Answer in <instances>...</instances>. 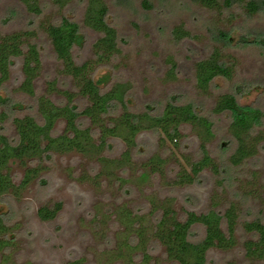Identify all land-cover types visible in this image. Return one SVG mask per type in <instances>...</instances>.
Instances as JSON below:
<instances>
[{
    "label": "rangeland",
    "instance_id": "1",
    "mask_svg": "<svg viewBox=\"0 0 264 264\" xmlns=\"http://www.w3.org/2000/svg\"><path fill=\"white\" fill-rule=\"evenodd\" d=\"M87 1L74 0L61 10L52 0H41L43 12L34 16L26 11L21 0H0V34L30 29L37 32L33 42L38 45L42 60L36 80L37 97L46 93L51 81H56L59 89L75 92L71 80L61 73V64L48 37L40 30L42 22L57 23L63 16L74 19L85 35L83 47L74 50L76 61L94 58L92 45L100 34L83 24ZM104 1L109 9L108 22L118 33L119 52L109 65L96 72L97 78L108 80L109 86L116 82L129 84L127 104L134 113L147 111L159 115L169 101L192 103L199 114L213 123L215 138L208 144V151L220 163L223 174L216 177L206 170L192 184H174L181 170L190 172L189 164L202 156L200 139L191 125L182 127V137L176 142L155 131L142 132L129 165L115 162L122 160L127 150L118 138L111 139L102 154L114 162L111 165L99 162L94 155L74 151L26 164L11 162L9 171L17 186L27 169L39 167L40 172L24 189L17 190V197L8 194L0 204V209L6 211V223L16 235L14 245L6 252L10 255L9 264H70L76 260H81V264H144L141 249L129 251L122 246L135 237V230L143 227L151 241L152 263L176 264L152 237L159 213L153 211L161 204L170 206L184 220L186 212H207L214 201L220 203L222 210L236 203L241 209V221L255 218L264 221V145L257 156L240 167H232L229 157L236 148L228 131L232 116L212 113L223 94L235 95L242 107L264 111V10L249 15L245 3L213 10L200 0ZM180 26L189 35L177 40L173 31ZM215 48H221L222 58L232 67L233 76L216 78L209 91L203 93L196 86L195 65L207 59ZM170 60L177 64L175 78L168 76ZM22 80V61L18 59L2 91L25 107L14 111L12 117L29 114L40 121L37 97L30 98L18 90ZM106 84L107 81L102 85ZM50 97L57 104L65 101L57 94ZM78 105L82 108L86 102L79 100ZM121 112L118 109L112 115ZM55 128L56 133H61L65 126L57 123ZM0 133L11 142L16 140L11 120ZM154 156L164 161L161 172H153L148 165ZM221 181L223 187L219 185ZM57 203L62 207L56 218L49 221L39 218L41 207ZM125 211L143 221L125 228L121 221ZM237 236L239 245L234 250H211L207 264H260L245 259L243 243L252 235L239 229ZM203 237L204 228L195 226L190 239L198 242Z\"/></svg>",
    "mask_w": 264,
    "mask_h": 264
},
{
    "label": "trees",
    "instance_id": "2",
    "mask_svg": "<svg viewBox=\"0 0 264 264\" xmlns=\"http://www.w3.org/2000/svg\"><path fill=\"white\" fill-rule=\"evenodd\" d=\"M26 11L34 16L43 12L41 0H21ZM74 0H52L59 9H65ZM201 4L209 9H228L234 5L245 3L249 15H256L264 10V0H200ZM109 9L104 0H88L83 17L86 28L99 33L100 37L92 45L94 58L78 63L74 50L83 47L85 35L81 33L78 22L63 16L57 23L45 21L40 25L48 37L52 49L61 64V73L69 78L75 92L59 89L56 81L48 83L44 95L37 97L36 80L40 75L42 60L38 45L33 41L37 37L35 30H21L8 34H0V130L11 120L16 133V140H11L0 133V204L3 199L12 194L18 196L17 190L24 189L32 179L37 178L39 167L27 169L21 183L17 186L12 181L9 164L20 161L23 164L34 161H43L54 154L78 152L86 156H96L99 162L114 163L103 157V152L110 144V140L118 138L127 147L122 160L117 164H131L132 154L138 145L137 138L144 131L160 133L169 141H177L182 137L183 126L191 125L200 139L201 158L189 164L187 170L178 174L177 184H192L206 170L214 176L220 177L223 168L214 160L208 144L215 138L213 123L210 118L199 114L192 103L176 104L167 102L162 113L153 115L150 112L134 113L127 104V96L131 90L129 84L116 82L112 86L103 78H97V71L110 64L119 52V37L115 28L108 22ZM173 35L177 40L188 37V33L180 26L174 29ZM225 37L224 33H221ZM221 48H215L207 59L200 60L195 65V82L197 88L207 93L216 78L231 79L232 67L228 66L221 55ZM22 61L23 80L19 91L30 98H36L37 112L41 118L38 121L34 116L26 114L12 117L14 111L24 110V106L13 101L12 97L2 93L6 82L11 77V70L16 60ZM169 78L177 75V64L170 60ZM57 94L65 99L64 103L57 104L51 95ZM85 101L82 108L78 101ZM122 110L118 116H113L115 110ZM214 115L229 113L232 116L228 131L234 140L236 148L229 157L232 167H240L249 159L257 156L264 145V111L259 108L242 107L233 94L221 95L214 108ZM63 123L65 128L56 133V124ZM98 136L97 139L95 136ZM163 159L154 156L148 161L153 172H161ZM223 182H219L222 185ZM220 203L214 201L212 207L204 213L186 212V218L181 220L176 212L163 204L154 209L156 215L152 229V237L164 247L169 260L176 264H207L211 250L232 251L239 245L237 233L239 229L253 238L243 243L245 259L251 263L264 264V221L255 218L241 221V209L238 204L232 203L224 210L219 208ZM62 204L52 207L44 206L38 211L43 221L57 217ZM6 211L0 209V264H9L10 255L7 250L15 243L16 235L10 230L5 221ZM154 215V214H153ZM121 221L127 226L140 225L143 218L136 217L132 212H123ZM204 228V237L198 242L190 239L191 231L195 226ZM135 237H131L122 244L129 251L142 250V262L153 264L150 255V240L147 230H135ZM132 233V232H131ZM133 236V235H132ZM138 241L137 244H134ZM5 252V253H4ZM70 264H81L76 260ZM227 264H236L228 262Z\"/></svg>",
    "mask_w": 264,
    "mask_h": 264
}]
</instances>
